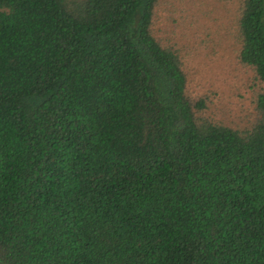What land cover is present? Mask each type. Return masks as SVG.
<instances>
[{
	"label": "trees",
	"instance_id": "trees-1",
	"mask_svg": "<svg viewBox=\"0 0 264 264\" xmlns=\"http://www.w3.org/2000/svg\"><path fill=\"white\" fill-rule=\"evenodd\" d=\"M164 0H0V264H264V0L236 38L253 115L192 90Z\"/></svg>",
	"mask_w": 264,
	"mask_h": 264
},
{
	"label": "rangeland",
	"instance_id": "rangeland-1",
	"mask_svg": "<svg viewBox=\"0 0 264 264\" xmlns=\"http://www.w3.org/2000/svg\"><path fill=\"white\" fill-rule=\"evenodd\" d=\"M155 20L165 43L182 48L191 87L208 95V114L234 128L253 115V74L240 65L236 21L240 0H164Z\"/></svg>",
	"mask_w": 264,
	"mask_h": 264
}]
</instances>
